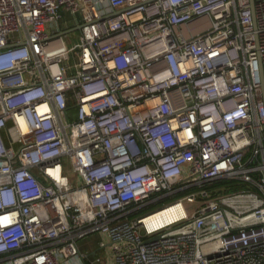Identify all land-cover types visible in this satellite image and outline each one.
<instances>
[{"label":"built area","instance_id":"obj_1","mask_svg":"<svg viewBox=\"0 0 264 264\" xmlns=\"http://www.w3.org/2000/svg\"><path fill=\"white\" fill-rule=\"evenodd\" d=\"M0 264H264V0H0Z\"/></svg>","mask_w":264,"mask_h":264},{"label":"rangeland","instance_id":"obj_2","mask_svg":"<svg viewBox=\"0 0 264 264\" xmlns=\"http://www.w3.org/2000/svg\"><path fill=\"white\" fill-rule=\"evenodd\" d=\"M67 174L70 176V178H75V174L73 171L68 167ZM103 240V236L100 234L90 235L83 239V243H85L84 248L87 250H92V248L97 245L98 241ZM101 252H104V250H101Z\"/></svg>","mask_w":264,"mask_h":264},{"label":"trees","instance_id":"obj_3","mask_svg":"<svg viewBox=\"0 0 264 264\" xmlns=\"http://www.w3.org/2000/svg\"><path fill=\"white\" fill-rule=\"evenodd\" d=\"M221 186H225L226 191H232V190L239 189L242 187L241 184L238 183V181L229 180V179L217 180V181L209 184L207 187L208 188H216V187H221Z\"/></svg>","mask_w":264,"mask_h":264},{"label":"bare ground","instance_id":"obj_4","mask_svg":"<svg viewBox=\"0 0 264 264\" xmlns=\"http://www.w3.org/2000/svg\"><path fill=\"white\" fill-rule=\"evenodd\" d=\"M176 208H178V207L176 206V207L166 208L164 210H161V211L157 212L156 214L152 215L151 217L147 218L146 221L150 222L153 220H159L160 222H165V220L170 218V215L167 212H171V211L175 210Z\"/></svg>","mask_w":264,"mask_h":264},{"label":"water","instance_id":"obj_5","mask_svg":"<svg viewBox=\"0 0 264 264\" xmlns=\"http://www.w3.org/2000/svg\"><path fill=\"white\" fill-rule=\"evenodd\" d=\"M79 29H80V26H78V27L74 28V30H79Z\"/></svg>","mask_w":264,"mask_h":264},{"label":"crops","instance_id":"obj_6","mask_svg":"<svg viewBox=\"0 0 264 264\" xmlns=\"http://www.w3.org/2000/svg\"><path fill=\"white\" fill-rule=\"evenodd\" d=\"M83 244V243H82ZM85 244L83 245V248H84Z\"/></svg>","mask_w":264,"mask_h":264}]
</instances>
